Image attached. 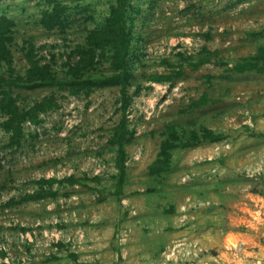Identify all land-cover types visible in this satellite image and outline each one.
Wrapping results in <instances>:
<instances>
[{"label":"rangeland","instance_id":"rangeland-1","mask_svg":"<svg viewBox=\"0 0 264 264\" xmlns=\"http://www.w3.org/2000/svg\"><path fill=\"white\" fill-rule=\"evenodd\" d=\"M59 1L65 29L49 30L40 23L47 1L0 0V17L14 21L15 75L25 77L33 43L60 81L12 87L22 110L56 103L23 122L17 140L0 112V264H238L246 237L264 238V70L233 68L264 50V0H129L126 109L120 86L73 95L66 85L70 65L91 56L82 78L116 73L110 47L87 52L116 0ZM123 117L121 182L110 139ZM168 126L178 145L170 167L152 174ZM207 131L222 139L203 140ZM37 192L47 194L28 198Z\"/></svg>","mask_w":264,"mask_h":264},{"label":"trees","instance_id":"trees-1","mask_svg":"<svg viewBox=\"0 0 264 264\" xmlns=\"http://www.w3.org/2000/svg\"><path fill=\"white\" fill-rule=\"evenodd\" d=\"M51 8L44 10L40 19L41 25L46 29H65L66 24V7L59 0H45ZM129 6V0H116L110 8L109 15L103 26L97 29H93L87 36L88 50L87 52H93L96 49L110 47L111 54V68L116 71L112 76L100 77V78H82L83 71L86 65H94V56H91V62L84 65H76L69 67V73L71 80L66 82L68 90L71 94L76 95L81 92L91 93L95 89L120 86L121 94L123 97V108L126 109L130 103V97L128 96V87L131 84L133 72L129 69V54L131 47V36L126 28V18ZM14 21L6 16L0 17V68L2 66H8V78L3 75L0 76V112L8 115V120L5 123L7 130H13L16 132L15 139L17 140L20 135V129L23 122L29 117L36 119L39 112L47 111L56 106L55 98L45 97L37 102L29 110H22L16 103V100L12 94V87L24 84L28 88H37L43 86H50L60 83L56 78L52 66L48 62H44L37 56L33 43H29V46L25 52V58L29 63L25 77L16 76L13 67V53L10 48V42L13 38L12 26ZM209 58H201L194 66L197 67L201 64L208 62ZM237 72L246 71H258L264 70V50L250 59H245L235 64L234 68ZM182 75V70L176 73L177 77ZM153 81H169L174 79L173 75H155L150 77ZM206 102V98H203L198 104ZM130 131L127 126L126 117H123L120 124L115 128L114 133L111 136L110 142L118 146L117 166L121 172V182L125 175V148L124 143ZM177 139L176 131L173 126L167 127V137L162 143L161 152L159 157L150 165V172L152 174H160L170 167L171 149L178 144L175 142ZM203 140L218 141L222 139V135H214L210 131H207L202 136ZM200 138L195 137V140L187 143V145H194L195 142H199ZM41 185L54 183L53 179L40 180ZM47 192H37L28 198L39 199Z\"/></svg>","mask_w":264,"mask_h":264},{"label":"crops","instance_id":"crops-1","mask_svg":"<svg viewBox=\"0 0 264 264\" xmlns=\"http://www.w3.org/2000/svg\"><path fill=\"white\" fill-rule=\"evenodd\" d=\"M234 233L237 235L238 238L242 237V235H240L241 234L240 232H234ZM246 238L248 239L247 240L248 242L246 241V239L245 241L249 244L248 245L249 249L245 250L244 258L242 260L239 259L237 263L238 264H259L260 262L258 258H259L260 252L264 253V238H262L263 243H261V240L260 239L258 240L257 237L247 236ZM254 244L255 246H253Z\"/></svg>","mask_w":264,"mask_h":264},{"label":"water","instance_id":"water-1","mask_svg":"<svg viewBox=\"0 0 264 264\" xmlns=\"http://www.w3.org/2000/svg\"><path fill=\"white\" fill-rule=\"evenodd\" d=\"M258 259H259L260 264H264V253L263 252H260Z\"/></svg>","mask_w":264,"mask_h":264},{"label":"built area","instance_id":"built-area-1","mask_svg":"<svg viewBox=\"0 0 264 264\" xmlns=\"http://www.w3.org/2000/svg\"><path fill=\"white\" fill-rule=\"evenodd\" d=\"M6 261L8 262V257H6ZM2 264L4 263V262H1ZM260 264V263H259Z\"/></svg>","mask_w":264,"mask_h":264}]
</instances>
